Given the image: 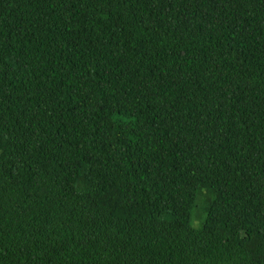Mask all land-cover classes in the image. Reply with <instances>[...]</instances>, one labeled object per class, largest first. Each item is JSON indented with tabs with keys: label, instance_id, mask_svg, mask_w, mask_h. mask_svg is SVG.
Here are the masks:
<instances>
[{
	"label": "trees",
	"instance_id": "1",
	"mask_svg": "<svg viewBox=\"0 0 264 264\" xmlns=\"http://www.w3.org/2000/svg\"><path fill=\"white\" fill-rule=\"evenodd\" d=\"M0 264H264V0H0Z\"/></svg>",
	"mask_w": 264,
	"mask_h": 264
},
{
	"label": "rangeland",
	"instance_id": "2",
	"mask_svg": "<svg viewBox=\"0 0 264 264\" xmlns=\"http://www.w3.org/2000/svg\"><path fill=\"white\" fill-rule=\"evenodd\" d=\"M205 194L204 191L200 193V195L197 198V205L195 210L192 212L191 216V222L193 226H198L200 223V217L202 214V202H203V195Z\"/></svg>",
	"mask_w": 264,
	"mask_h": 264
}]
</instances>
